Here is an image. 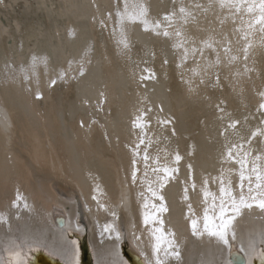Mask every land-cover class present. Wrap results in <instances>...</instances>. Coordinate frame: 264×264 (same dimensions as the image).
I'll return each mask as SVG.
<instances>
[{"label":"bare ground","instance_id":"obj_1","mask_svg":"<svg viewBox=\"0 0 264 264\" xmlns=\"http://www.w3.org/2000/svg\"><path fill=\"white\" fill-rule=\"evenodd\" d=\"M253 16L228 0H127V11L125 0H0V264H26L35 248L75 264L68 230L86 233L93 264H128L123 237L146 264H232L231 240L244 264L259 257L255 203L227 244L203 227L205 209L219 223L221 199L233 215L222 188L247 197L253 165L264 172Z\"/></svg>","mask_w":264,"mask_h":264},{"label":"snow or ice","instance_id":"obj_2","mask_svg":"<svg viewBox=\"0 0 264 264\" xmlns=\"http://www.w3.org/2000/svg\"><path fill=\"white\" fill-rule=\"evenodd\" d=\"M222 6H224V0H221ZM228 6L234 7L237 12H240L242 9L246 11L249 14H254L253 19L251 22L248 24V28L252 29L254 28L255 25H259V31L264 32V0H258V3L255 2V0H228ZM125 11H127V0H125ZM185 9L181 8L180 12H184ZM143 9L140 10L139 15H143ZM132 19H135V14H133ZM169 18V14H165V19ZM147 23V21H145ZM178 36L180 35L179 32L176 33ZM164 35H168L167 32L164 33ZM208 47H211V45H206ZM250 46V45H249ZM195 51V49H194ZM230 51L229 48H225V52ZM247 52V47L245 48V53ZM246 58V57H245ZM232 59H236V57H232ZM259 95L261 97H264V92H260ZM39 96V94H38ZM259 109H264V103L259 104ZM239 121H233L229 126L230 127H235L236 124H238ZM259 131V130H257ZM257 131H254L252 133V137L254 138L257 135ZM233 148L235 147H242L233 145ZM246 155V154H245ZM227 156L228 158H233L232 156V149L228 148L227 149ZM147 159V156L145 157ZM180 159L179 155L176 156V160L178 161ZM259 159V157H257ZM238 163L240 164V177L241 181L245 179V173H244V167L246 164V160L244 158L239 159ZM156 171V170H154ZM163 171L165 173H169L171 171H174V169H169L167 167L163 168ZM251 171L255 173V179H256V184L253 186L251 183L252 177L249 176L247 177L249 181L248 185V196L246 197L243 194V190L241 191V194L239 196V199L237 200L236 197L232 196L231 194L227 193L224 188L221 189V192L224 195H228L229 200L231 201V211L233 215L225 218V212L226 208L224 205V200L221 199V203L219 205V223H215L216 217H209L208 215V210L205 209V214L203 217L204 224L203 227L204 229L208 232L210 236H214L218 238L220 241L223 243L227 244L228 243V229L229 227L233 224V221L235 220L236 216L240 214L242 208H252L253 203L256 204L260 209L264 210V172H261L259 168L256 165H253ZM241 188L243 189V185H241ZM149 190L151 191V185H149ZM155 195V193H153ZM207 193H205V196L207 197ZM162 199V197H161ZM252 201V202H249ZM161 210H166L163 207ZM149 216L148 214H145V223L148 222ZM191 228L194 232V234L197 233V228H198V220L197 219H192L191 220ZM157 231H160L159 229ZM164 236L159 235L156 237V245L154 247V251H158L161 247V245L164 243ZM171 246V245H169ZM178 255V253H177ZM259 258L264 260V251H262L259 254ZM157 264H161L159 257H157Z\"/></svg>","mask_w":264,"mask_h":264},{"label":"water","instance_id":"obj_3","mask_svg":"<svg viewBox=\"0 0 264 264\" xmlns=\"http://www.w3.org/2000/svg\"><path fill=\"white\" fill-rule=\"evenodd\" d=\"M54 220L57 224L63 223V215H54ZM84 221L83 219H80ZM68 235H75L78 242L79 253L75 264H93V252L87 239L85 232L75 233L70 230L67 231ZM264 251V246H261L260 253ZM119 252L125 257L128 264H146L143 255L136 249L127 237H123L120 241ZM229 260L232 264H244L246 256L239 248L238 244L234 241L229 242L228 254ZM238 257V259H237ZM229 261V262H230ZM249 264H264V260L259 257H252ZM26 264H65L61 259L50 255L42 248H35L32 250L31 256L27 259ZM248 264V263H247Z\"/></svg>","mask_w":264,"mask_h":264}]
</instances>
